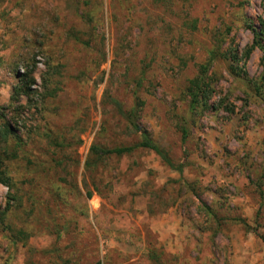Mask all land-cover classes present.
Segmentation results:
<instances>
[{
  "label": "rangeland",
  "instance_id": "rangeland-1",
  "mask_svg": "<svg viewBox=\"0 0 264 264\" xmlns=\"http://www.w3.org/2000/svg\"><path fill=\"white\" fill-rule=\"evenodd\" d=\"M115 102L182 173L91 153L140 142ZM0 116V264H228V236L264 240V0H0Z\"/></svg>",
  "mask_w": 264,
  "mask_h": 264
},
{
  "label": "trees",
  "instance_id": "trees-1",
  "mask_svg": "<svg viewBox=\"0 0 264 264\" xmlns=\"http://www.w3.org/2000/svg\"><path fill=\"white\" fill-rule=\"evenodd\" d=\"M209 66L202 67V73L196 79H193L189 82V86L187 88V95L190 98V105L192 109H195L196 106L207 104V100L210 96L211 87L206 82V76L209 70ZM28 81L23 84V90H27L29 87L26 85ZM30 89V88H29ZM15 97H12V100L16 99V96L20 94V90L17 88L14 91ZM203 103V104H202ZM115 105L118 106L120 114L126 119L127 123L133 130V132L140 137V142L134 146L130 147H120L114 150H104L98 148L96 146L91 148V153L95 155H116V156H124L133 153L137 149H145L154 152L158 155L162 161L171 169L182 173V167H176L172 158L168 153L165 152L160 146H158L150 137L147 131H145L138 123V121L134 118L133 114H127L121 106L115 102ZM14 135V130L12 129L10 122L4 116H0V152L3 150V147L9 143V141ZM187 138V135H184V139ZM0 184L10 188V179L5 175V172L1 170L0 163ZM244 228L247 231H251V227L248 225L246 221H241ZM264 241V240H263Z\"/></svg>",
  "mask_w": 264,
  "mask_h": 264
},
{
  "label": "crops",
  "instance_id": "crops-1",
  "mask_svg": "<svg viewBox=\"0 0 264 264\" xmlns=\"http://www.w3.org/2000/svg\"><path fill=\"white\" fill-rule=\"evenodd\" d=\"M227 238L222 253L228 264H264V241L244 231Z\"/></svg>",
  "mask_w": 264,
  "mask_h": 264
}]
</instances>
